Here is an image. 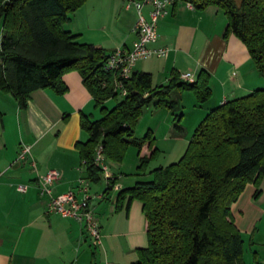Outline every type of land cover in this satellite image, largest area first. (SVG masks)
<instances>
[{"label": "trees", "instance_id": "1", "mask_svg": "<svg viewBox=\"0 0 264 264\" xmlns=\"http://www.w3.org/2000/svg\"><path fill=\"white\" fill-rule=\"evenodd\" d=\"M88 0H0V89L11 92L26 109L31 94L51 89L64 94L69 87L63 76L78 71L101 107L102 117L81 112V127L89 138L76 147L87 177L99 181L103 168L96 163L101 144L105 159L120 164L133 145L140 156V170L157 157L151 130L134 137L145 105L168 107L175 113L173 128L182 134L180 104L183 91L191 90L200 103L212 96L210 74L202 69L190 82L174 72L165 85L153 86L152 73L134 70L124 79L125 97L115 92L118 73L104 68L108 54L100 43L80 42L65 25L70 14ZM203 10L223 9L228 19L225 36L236 35L247 46L264 77V0H176ZM155 93V95L153 94ZM120 98L108 109L104 103ZM148 145L151 153L141 155ZM149 180H137L121 189L116 211H129L135 199L143 202L148 246L139 248L132 264H246L244 240L231 215V206L246 185H260L264 177V88L213 108L196 129L182 158L157 167ZM106 193L116 179L109 178ZM259 189L257 194L259 193Z\"/></svg>", "mask_w": 264, "mask_h": 264}, {"label": "crops", "instance_id": "2", "mask_svg": "<svg viewBox=\"0 0 264 264\" xmlns=\"http://www.w3.org/2000/svg\"><path fill=\"white\" fill-rule=\"evenodd\" d=\"M87 2L70 14L65 25L68 30L84 34L96 23L99 36L85 43H100L107 53L133 44L139 17L136 7H126L128 11L118 18L119 27L109 32L107 22L118 1L96 0L95 14L93 8L86 9ZM107 6L110 10L104 9ZM150 10L145 5L142 12L149 17ZM227 25L221 7L198 10L179 1L158 23L155 47H168L169 54L139 59L135 70L152 73L153 86H160L174 72L197 78L205 69L218 106L264 88V77L246 44L232 33L225 36ZM63 78L69 87L66 93L35 90L26 109L19 107L11 92L0 89V264H132L138 259L137 250L148 246L143 202L134 200L128 213L124 209L118 212L117 195L109 202L106 193L90 185L76 143L89 138L81 127V112L89 113L95 100L78 71H69ZM24 145L30 152L21 160ZM150 153L145 145L141 155ZM51 169L61 172L52 186L54 195L79 190L81 179L88 182L91 207L102 234L99 246L91 244L82 222L48 210L51 196L42 191L40 177ZM19 185L26 191H20ZM121 189L119 184L115 190ZM231 215L245 249L262 256L264 262V177L259 186L254 182L246 185L232 204Z\"/></svg>", "mask_w": 264, "mask_h": 264}, {"label": "rangeland", "instance_id": "3", "mask_svg": "<svg viewBox=\"0 0 264 264\" xmlns=\"http://www.w3.org/2000/svg\"><path fill=\"white\" fill-rule=\"evenodd\" d=\"M118 6L113 10L110 19H108V31L114 30L118 28V18L122 17L124 11H128L126 9L125 0H117ZM86 6V9L93 8V14L96 12V0H89ZM105 10H110L109 7H104ZM74 16V14L72 15ZM96 21V20H92ZM90 26L91 29L84 34H78L77 39L80 42H87L86 39L94 38L93 36H99L100 31L96 30V23ZM83 23H79V26ZM1 28L2 21H0V44H1ZM94 28V29H93ZM151 57L142 58V59H150ZM253 59V58H252ZM254 61V60H253ZM255 63V62H254ZM256 65V64H255ZM258 69V68H257ZM155 83L154 87L158 86ZM165 85V83L163 84ZM183 99L181 100L180 110L178 112L182 113V124L185 128V132L179 134L175 132L173 128L175 113L165 106H156L154 101L148 103L144 106L141 116L135 126L134 137L143 138L148 130H151L155 136V141L157 142V146L160 149V153L157 157L153 158L145 170H140V156L138 154V150L135 146L131 145L126 150L123 160L120 164L114 162L113 160H108V165L111 173L116 175V182L113 188L109 189L106 192V196L109 202L113 200V198L118 195L120 190L118 189L119 184L122 185V189H126L135 184L137 180H149L154 177L152 171L160 166L166 167L173 162L179 161L182 156L185 154L190 140L192 139L196 129L199 127L200 123L204 120L206 115L216 106L218 103H214L215 97L212 93V96L206 102L200 103L191 90L183 91ZM120 98H111L104 103V106L108 109H111L115 106L117 101ZM93 119H99L102 117L101 107H96L95 103H91V109L89 113ZM87 136L89 134L87 131ZM90 181V185L98 188L102 192H104L110 184V180L106 173H101V179L99 181ZM139 200V199H135ZM125 210V208H124ZM120 212V211H118ZM243 259L246 264H264L262 261V256L259 254H255L251 249H245V253L243 255Z\"/></svg>", "mask_w": 264, "mask_h": 264}, {"label": "built area", "instance_id": "4", "mask_svg": "<svg viewBox=\"0 0 264 264\" xmlns=\"http://www.w3.org/2000/svg\"><path fill=\"white\" fill-rule=\"evenodd\" d=\"M176 0H126V7H136L139 11V17L134 30L137 38L132 45H122L115 48L108 54L104 68L114 70L118 73L115 92L119 97H125L128 89L124 79L132 76L135 65L139 59L151 56L166 57L169 54L168 47H155L159 39L158 23L161 17L168 13L169 8L174 5ZM189 6L193 7L190 2ZM145 5H150L149 17H146L142 9ZM181 78L190 82L195 81L196 77L191 73L181 74ZM30 152V147L24 145L20 151V159H25ZM96 163L103 168L104 173L109 178L112 174L109 172V165L103 153V146L99 144L95 153ZM61 177L58 169H51L40 177L42 191L51 196L48 206L49 211L59 213L63 216L74 217L84 225V230L95 247L102 243V234L100 225L96 221L93 209L91 207L88 193L89 185L85 179L80 180L79 190H68L58 195L53 194V184ZM18 189L25 192L26 187L19 185ZM83 192L81 196L80 193Z\"/></svg>", "mask_w": 264, "mask_h": 264}, {"label": "water", "instance_id": "5", "mask_svg": "<svg viewBox=\"0 0 264 264\" xmlns=\"http://www.w3.org/2000/svg\"><path fill=\"white\" fill-rule=\"evenodd\" d=\"M155 95V93H153Z\"/></svg>", "mask_w": 264, "mask_h": 264}]
</instances>
